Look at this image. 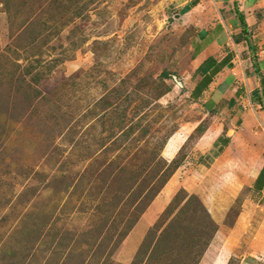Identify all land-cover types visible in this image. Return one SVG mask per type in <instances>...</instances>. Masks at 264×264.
Returning a JSON list of instances; mask_svg holds the SVG:
<instances>
[{
	"label": "rangeland",
	"instance_id": "1",
	"mask_svg": "<svg viewBox=\"0 0 264 264\" xmlns=\"http://www.w3.org/2000/svg\"><path fill=\"white\" fill-rule=\"evenodd\" d=\"M176 1L0 0V264H264V197L209 196L228 182L203 177L216 148L196 146L250 105L245 89L229 103L243 64L194 100L228 44L195 52Z\"/></svg>",
	"mask_w": 264,
	"mask_h": 264
},
{
	"label": "crops",
	"instance_id": "2",
	"mask_svg": "<svg viewBox=\"0 0 264 264\" xmlns=\"http://www.w3.org/2000/svg\"><path fill=\"white\" fill-rule=\"evenodd\" d=\"M255 2H257V0H212V2L209 0H181L175 3V7L179 8V13L175 16H177L178 19H186L185 22L189 25L188 27L192 26L195 28L194 49H198L196 51L197 53L203 54L205 49H212L216 41L226 39L228 46H225L224 54L219 55V57L215 55L212 57L221 60L229 52L232 53V56L226 63L227 65H225L216 76L220 73L224 74L228 73L230 70L233 71L235 68L237 69L239 66L238 63L243 64L239 67H242V77L247 87L241 86L240 89L234 90V95L229 99V103L233 102V100L240 101L243 99L242 94H244V90L242 89H245L250 105H243V108L240 110L242 114L237 117L234 126L230 121V127L225 131L219 128L220 132L216 136L214 135L216 131L208 127L200 137H198L196 142V146H198L197 150L201 154H205L211 148H216L217 150L221 145V142L218 140L220 137L227 138V144L223 146L222 150L218 152L211 161L203 177L205 178L211 174L214 175L218 181H222L223 183L228 182L227 185L224 186L225 190L220 191L217 196L214 191L210 193L209 196L222 198L223 196H228L230 193L231 196L229 194V198H232V202L234 196L237 198L239 192L245 187L249 188L253 194L257 195L255 197H264V25H261L264 21V7H256L257 9H254V11L252 5ZM236 10L238 13L244 15L245 22L249 26V31L251 32V46L247 43L237 44L232 38V35L240 28L236 17ZM253 15L255 19L251 21ZM210 18H212V20L209 22L208 20ZM226 33L228 36H226ZM210 54L203 57L201 62L211 56ZM228 78L231 80L233 76L230 75ZM214 83L215 81L212 82V84ZM227 85L228 82L226 81L216 84L209 99L213 97V95L217 97L223 96L230 84ZM239 103L246 104L243 100ZM233 111L235 112L232 113L233 117L236 118L237 111ZM172 136H174V134ZM172 136L169 139L174 138ZM175 143L177 145L169 156H173L178 147V142ZM200 145L204 147L200 148ZM166 149L167 144L164 147L163 154L166 152ZM218 203L221 202L212 199V206H205L209 212L214 213L213 215L215 216L217 215L216 217L222 216V212H216L220 210L218 208L220 204ZM218 219L220 220V218ZM252 219V207H249V209H239L235 219L231 223V228L236 230L241 226V223L247 222L248 224L253 221ZM216 231L218 233L220 227L216 228L215 232ZM230 232V235L233 236V232ZM216 236L217 235H215L214 239H216ZM226 240L227 242L230 240L232 244L233 239L230 236H228ZM217 243L218 242H215L214 244ZM219 243L221 247L223 246L224 252L231 248L230 245H226L229 243H225L224 241H220ZM210 247L211 245L209 244L207 249ZM220 249L221 248H219V250Z\"/></svg>",
	"mask_w": 264,
	"mask_h": 264
},
{
	"label": "trees",
	"instance_id": "3",
	"mask_svg": "<svg viewBox=\"0 0 264 264\" xmlns=\"http://www.w3.org/2000/svg\"><path fill=\"white\" fill-rule=\"evenodd\" d=\"M235 12L237 14L236 17L240 28L232 35V38L237 44L247 43L251 46V32L249 31V26L245 22V17L241 13H238L237 10ZM197 50L194 49L195 52ZM231 56L232 53L230 52L225 55L221 60H217L216 58L209 56L199 64V66L195 69L194 72L196 74V82L190 92V95L194 100H198L201 97H204L205 92L208 91L210 86L212 85L216 74L220 72L225 65H227L226 63L228 62ZM163 74L165 75V77L168 75V73ZM226 139L227 138L225 137H220L218 139L221 142V145L215 151V156L218 154V152L222 150L223 146L227 144Z\"/></svg>",
	"mask_w": 264,
	"mask_h": 264
}]
</instances>
